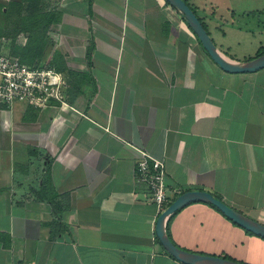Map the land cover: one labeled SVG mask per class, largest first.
<instances>
[{
  "label": "crops",
  "instance_id": "0c3cea01",
  "mask_svg": "<svg viewBox=\"0 0 264 264\" xmlns=\"http://www.w3.org/2000/svg\"><path fill=\"white\" fill-rule=\"evenodd\" d=\"M49 1V38L24 62L63 75L66 105L0 110V264H182L136 182L142 150L165 163L170 189L206 191L264 224V68L223 71L167 0ZM188 2L229 60L264 49V0H227L224 12ZM232 33L255 56L235 54ZM166 228L194 253L250 264L264 251L205 201Z\"/></svg>",
  "mask_w": 264,
  "mask_h": 264
},
{
  "label": "built area",
  "instance_id": "2783aa9c",
  "mask_svg": "<svg viewBox=\"0 0 264 264\" xmlns=\"http://www.w3.org/2000/svg\"><path fill=\"white\" fill-rule=\"evenodd\" d=\"M65 78L54 69L31 66L21 57L0 48V110H11L18 104L47 109L55 103L66 105ZM136 164V182L148 190V201L162 214L183 191L170 189L164 162L140 151ZM174 194V196H172Z\"/></svg>",
  "mask_w": 264,
  "mask_h": 264
},
{
  "label": "water",
  "instance_id": "95a60500",
  "mask_svg": "<svg viewBox=\"0 0 264 264\" xmlns=\"http://www.w3.org/2000/svg\"><path fill=\"white\" fill-rule=\"evenodd\" d=\"M167 2L181 13L189 27L200 40L205 51L223 71L230 74H249L264 68V54L245 63H237L226 58L218 51L205 26L184 0H167ZM200 201L209 202L229 220L264 239V224L242 215L211 193L206 191H187L178 196L158 218L156 236L161 246L169 255L182 264H244L224 257L190 252L181 249L171 240L166 228L169 218L188 204Z\"/></svg>",
  "mask_w": 264,
  "mask_h": 264
},
{
  "label": "rangeland",
  "instance_id": "374dc122",
  "mask_svg": "<svg viewBox=\"0 0 264 264\" xmlns=\"http://www.w3.org/2000/svg\"><path fill=\"white\" fill-rule=\"evenodd\" d=\"M217 2L220 4L221 12H224L227 0H217ZM50 13L49 0H0V48L5 52L22 53L23 47L27 44L30 51L26 50V57L31 63H35V59L32 58L34 48L42 46L49 38V29L45 32L44 28L50 20ZM247 37L246 33L231 34V41L241 42L240 47H236L233 51L239 57L244 56L243 53L240 54L242 51L249 52V56H255L257 46L255 42L251 44L250 38ZM239 249L234 248L233 254L241 257L242 253ZM259 253H254V251L248 253L250 264L264 263V251L259 250Z\"/></svg>",
  "mask_w": 264,
  "mask_h": 264
},
{
  "label": "trees",
  "instance_id": "16d2710c",
  "mask_svg": "<svg viewBox=\"0 0 264 264\" xmlns=\"http://www.w3.org/2000/svg\"><path fill=\"white\" fill-rule=\"evenodd\" d=\"M188 5H189V2H188V0H184ZM190 6V5H189ZM192 9V8H191ZM51 21L49 20V22L47 23V25H46V27L44 28V30H45V32H47L48 31V29H49V26H50V23ZM204 25V24H203ZM207 30V29H206ZM27 49H29V47H27ZM27 49H24V52L22 51V53H14V55H19L20 57H21V59L23 60V61H26V62H29V60L27 59V55L25 54V51L27 50ZM28 52H29V50H28ZM27 52V53H28ZM262 54H264V49H262L261 51H260V53L258 54V56H260V55H262ZM257 56V57H258ZM28 60V61H27ZM225 216V215H224ZM226 217V216H225ZM227 218V217H226ZM237 225V224H236ZM245 230V229H244ZM245 231H247V230H245ZM247 233H249V234H251V235H254L253 233H251V232H249V231H247ZM171 256V255H170ZM172 257V256H171ZM173 258V257H172ZM224 258H226V257H224ZM175 259V258H174ZM226 259H230V258H226ZM176 260V259H175ZM230 260H232V259H230Z\"/></svg>",
  "mask_w": 264,
  "mask_h": 264
}]
</instances>
